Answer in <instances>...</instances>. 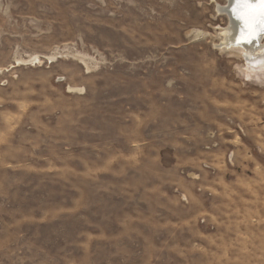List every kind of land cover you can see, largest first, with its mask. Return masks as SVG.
Listing matches in <instances>:
<instances>
[{
	"label": "rangeland",
	"instance_id": "1",
	"mask_svg": "<svg viewBox=\"0 0 264 264\" xmlns=\"http://www.w3.org/2000/svg\"><path fill=\"white\" fill-rule=\"evenodd\" d=\"M225 3L0 0V264H264V76Z\"/></svg>",
	"mask_w": 264,
	"mask_h": 264
},
{
	"label": "bare ground",
	"instance_id": "2",
	"mask_svg": "<svg viewBox=\"0 0 264 264\" xmlns=\"http://www.w3.org/2000/svg\"><path fill=\"white\" fill-rule=\"evenodd\" d=\"M219 12L229 20L220 49L241 54L248 78L264 76V0H226Z\"/></svg>",
	"mask_w": 264,
	"mask_h": 264
},
{
	"label": "water",
	"instance_id": "3",
	"mask_svg": "<svg viewBox=\"0 0 264 264\" xmlns=\"http://www.w3.org/2000/svg\"><path fill=\"white\" fill-rule=\"evenodd\" d=\"M230 5V4H229Z\"/></svg>",
	"mask_w": 264,
	"mask_h": 264
}]
</instances>
